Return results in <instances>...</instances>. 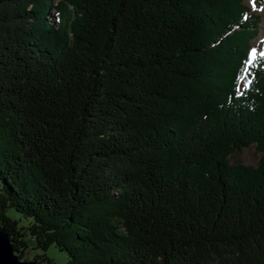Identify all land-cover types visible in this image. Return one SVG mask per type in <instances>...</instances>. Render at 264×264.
<instances>
[{
    "label": "trees",
    "instance_id": "trees-1",
    "mask_svg": "<svg viewBox=\"0 0 264 264\" xmlns=\"http://www.w3.org/2000/svg\"><path fill=\"white\" fill-rule=\"evenodd\" d=\"M244 1L0 0L18 258L29 235L67 264H264V55L247 64ZM249 147L256 166L229 163Z\"/></svg>",
    "mask_w": 264,
    "mask_h": 264
},
{
    "label": "rangeland",
    "instance_id": "rangeland-1",
    "mask_svg": "<svg viewBox=\"0 0 264 264\" xmlns=\"http://www.w3.org/2000/svg\"><path fill=\"white\" fill-rule=\"evenodd\" d=\"M247 7L250 9V12L259 16L260 23L258 25V36L255 40L251 42V52L253 49L256 50V54L252 59L257 55L264 53V1L258 0H245L244 1ZM51 15L54 14L53 10L50 12ZM244 83V82H243ZM242 83V85H243ZM260 158V154L255 151L253 147L243 149L241 152H235L229 158V163L231 165L242 164L247 166H256ZM6 217L17 222L18 229H24L28 226V222L24 217L15 212L13 209H7L5 211ZM28 245V249L25 252L24 259L25 261H33L36 255L45 257L50 261L51 264H67V255L65 252L59 251L56 247L51 246L48 250L43 253L42 251L35 250V244L33 239L26 235L24 237ZM38 264H47L46 262L36 261Z\"/></svg>",
    "mask_w": 264,
    "mask_h": 264
},
{
    "label": "water",
    "instance_id": "water-1",
    "mask_svg": "<svg viewBox=\"0 0 264 264\" xmlns=\"http://www.w3.org/2000/svg\"><path fill=\"white\" fill-rule=\"evenodd\" d=\"M0 264H35L33 261H25L14 253L7 233L0 226Z\"/></svg>",
    "mask_w": 264,
    "mask_h": 264
},
{
    "label": "snow or ice",
    "instance_id": "snow-or-ice-1",
    "mask_svg": "<svg viewBox=\"0 0 264 264\" xmlns=\"http://www.w3.org/2000/svg\"><path fill=\"white\" fill-rule=\"evenodd\" d=\"M247 18V17H246ZM256 54V50L253 49L252 52H251V55H250V58L248 59L247 61V64H251L252 63V57H254ZM261 55H264V53H261ZM245 71H247V68H245Z\"/></svg>",
    "mask_w": 264,
    "mask_h": 264
}]
</instances>
